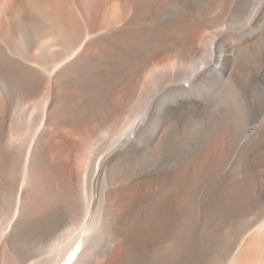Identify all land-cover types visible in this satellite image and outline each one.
<instances>
[{
	"label": "bare ground",
	"instance_id": "1",
	"mask_svg": "<svg viewBox=\"0 0 264 264\" xmlns=\"http://www.w3.org/2000/svg\"><path fill=\"white\" fill-rule=\"evenodd\" d=\"M255 1L0 0V264L35 262L29 228L40 242L81 228L61 264H206L259 226L236 258L258 263Z\"/></svg>",
	"mask_w": 264,
	"mask_h": 264
},
{
	"label": "rangeland",
	"instance_id": "2",
	"mask_svg": "<svg viewBox=\"0 0 264 264\" xmlns=\"http://www.w3.org/2000/svg\"><path fill=\"white\" fill-rule=\"evenodd\" d=\"M258 1L259 0H256L255 1V4L257 5V3H258ZM88 4V2H86V1H84V5H87ZM86 11H87V9H85ZM85 18L86 17H88V16H84ZM41 41H39V44L40 45H42L43 43H44V41H45V43L47 44L48 43V41H46V40H43L42 38L40 39ZM41 42H42V44H41ZM44 43V44H45ZM38 44V45H39ZM43 44V45H44ZM45 44V45H46ZM142 88H143V86H141V87H139V91H141L142 90ZM26 109H28V107L26 108ZM260 124V121H257V124H255V125H259ZM250 130V131H249ZM248 132H246V135H245V137L243 138L244 140H243V142H245L246 141V138L254 131V128H250V129H248L247 130ZM21 134V133H20ZM23 135L21 134L20 135V137H22ZM22 139H23V137H22ZM5 177V176H4ZM55 182H57L56 180H55ZM50 186V183H43L41 186H40V192H39V194H37V195H35L34 193H33V195H35L36 197H35V199L38 197V196H40L41 195V190L42 189H44L45 187H49ZM32 198V194L31 195H29L28 196V199L30 200L31 198ZM263 206H264V204H263ZM262 206V207H263ZM257 209L255 210V212L251 215V216H248V217H246V219H244L243 221L241 220L242 218H238L237 220H236V224H229L231 227L233 226V227H236V226H243V227H245L246 225V223L248 224L249 222H252V220L253 219H255L256 217H257ZM239 221V222H238ZM242 221V222H241ZM264 224V222L261 224V226ZM245 225V226H244ZM231 227L229 228L228 226L225 228V235H228L227 234V232L226 231H228V232H230V229H231ZM257 228H259V226L257 227ZM257 228H255L254 230H256ZM80 229L81 228H78V227H76V229L75 230H73V232L71 233V234H64V231L63 232H58V234H52L51 236H53V237H51L50 239H48L46 242H40V241H37V239L34 237V234H28V233H30V231H31V229L29 228V232H27L26 234H22V236H21V238H20V243L21 244H23V245H25L24 244V241H27V240H34V243H36V245L35 246H32V247H30L29 249V251L31 252V254L33 253V251H34V253L32 254V257H31V259H30V261H32V262H36V263H38V264H61V259L62 260H64L65 258H66V256H67V254H69L70 253V251H67L66 249L67 248H64V246L66 247L67 245H66V243H68V245H69V243H71V241H72V243H74V241L73 240H75V238L77 237V236H79L80 234H79V232H80ZM254 230H253V232L252 231H249V232H251V233H245L246 234V236H245V238H244V240H241V238H240V241H241V243L239 244L240 246H238V248H236L233 252H232V254L230 253V255L225 259V260H223V258L221 257V256H223V255H221L224 251H222V250H224L225 249V247L230 243V236L232 237V234H229L228 235V237L227 238H225V240H224V242L220 245V246H218V248L216 249V250H214V253H210L209 255H208V261H207V263L206 264H252V263H254L253 262V260H250L251 262H249V260L248 261H246V260H237L236 258H237V255H238V251H240L241 250V248H242V246L245 244V242H246V240H247V238L252 234V233H254ZM72 230H69L67 233H70ZM250 234V235H249ZM27 236V237H26ZM29 236V237H28ZM240 237H241V235H240ZM29 238V239H28ZM69 238V239H68ZM228 240V241H227ZM227 242V243H226ZM34 243H32V245L34 244ZM41 243V244H40ZM42 245V246H41ZM31 248H32V250H31ZM62 250H64V251H62ZM67 252V253H66ZM69 252V253H68ZM65 253V254H64ZM220 253V254H219ZM212 255H214V256H212ZM59 256V257H58ZM210 256V257H209ZM57 257V258H56ZM64 258V259H63ZM212 258V259H211ZM219 260H218V259ZM221 258V259H220ZM45 261V262H44ZM34 262V263H35ZM39 262H41V263H39ZM258 262V263H257ZM33 263V264H34ZM65 263V262H64ZM256 263L257 264H264V251H263V253H262V255L257 259V261H256ZM255 264V263H254Z\"/></svg>",
	"mask_w": 264,
	"mask_h": 264
}]
</instances>
